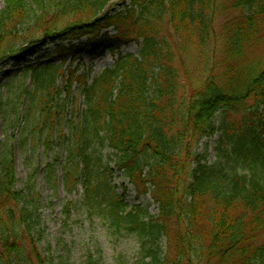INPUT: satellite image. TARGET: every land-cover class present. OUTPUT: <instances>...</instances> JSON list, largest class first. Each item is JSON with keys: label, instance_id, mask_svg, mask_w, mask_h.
Listing matches in <instances>:
<instances>
[{"label": "trees", "instance_id": "trees-1", "mask_svg": "<svg viewBox=\"0 0 264 264\" xmlns=\"http://www.w3.org/2000/svg\"><path fill=\"white\" fill-rule=\"evenodd\" d=\"M111 1L4 0L0 12V61L8 53L14 63L16 32L29 21L34 26L22 43L37 50L42 38L75 34L101 19L115 34L94 50L112 41L119 49L132 37L140 45L91 83L76 71L71 84L66 80L64 88L81 79L86 102L69 136L60 137L61 146L69 140L66 192L83 178L85 203L113 230L137 237L145 264H264V0H131L104 11ZM86 47L59 50L60 58ZM55 65L53 72L50 65L24 67L0 94L7 130L17 129L25 142L44 132L48 148L54 132H63L69 103L59 98ZM22 77L31 78V88L18 82ZM217 134L213 159L208 142L195 150ZM96 143L112 149L110 161L140 196H151L156 214L117 192L105 158L90 151ZM59 152L46 169L54 188ZM16 185L12 153L0 151V264H52L32 235L41 224L40 196L30 185L27 200ZM100 262L88 254L84 264Z\"/></svg>", "mask_w": 264, "mask_h": 264}, {"label": "rangeland", "instance_id": "rangeland-1", "mask_svg": "<svg viewBox=\"0 0 264 264\" xmlns=\"http://www.w3.org/2000/svg\"><path fill=\"white\" fill-rule=\"evenodd\" d=\"M130 1L113 0L104 11L119 9ZM4 8L5 2L0 0V12ZM101 16L102 13L97 18ZM97 18H90L89 22H95ZM101 20L93 27L80 29L75 34L68 35V33H64L42 38L39 41L41 45L38 50L36 49V43H22L23 36L28 34L34 26V23L29 21L16 32L14 63H10L11 58L7 57L8 53H5L0 61V94L3 92L4 84L24 67L28 65L38 67L50 65L49 71L53 72L56 69L55 64H58L59 69L56 80L61 90L59 98L67 103L69 101L68 107L65 109L66 123L63 132L59 129L54 132L50 148L44 144V132L36 131L33 140L25 142L20 137L17 129L7 130L5 120L0 113V151L8 150L12 153L17 177V189L24 191L27 200H29L28 187L32 185L40 196L41 224L32 232V235L39 253L50 260L52 264H84L88 254H92L95 260L100 259L102 264H114L118 258L124 259L128 264H145L140 258L137 237L124 231L113 230L108 221L97 212H93L85 203L83 178H81V182L72 194L67 193L64 188L62 165L65 163L69 140L65 138L61 146L60 137L63 134L66 137L69 136L71 120L74 119L75 112L86 109L84 95L80 93L77 87V83L81 79L77 80L72 86L67 85L64 88V85L67 84L66 80H69L71 84L74 81L71 74L76 71V76L86 74L87 80L91 83L92 79L101 74L104 69L112 67L120 54L138 53L140 48L139 43L132 37V39L124 42L119 49L115 47V42L112 41L105 47L94 50L93 44L101 40L106 33L109 35L115 34L114 27L107 25L105 22L102 23ZM81 26L78 25L73 30L81 28ZM90 34L94 39L93 43L89 39L91 38L89 37ZM82 44L87 45L82 52L77 51L67 58L66 62L60 58L59 50L72 49V47L77 49ZM19 80L18 82H21L24 87L31 88L30 77H22ZM10 97H13L12 94H10ZM30 121L31 119H26L25 122H22L29 126ZM218 136L219 134L211 139H202L195 150L201 152L208 142L210 144V158L213 159L212 145ZM59 151L61 152V159L57 165V186L54 188V181L48 182L47 180L46 169L47 164L55 160ZM90 151H96L97 154L105 158L106 163L111 168L108 172V179L128 204L140 208L149 207L151 214L157 213V205L153 203L151 196L149 194L140 196L135 187L118 170L114 162L110 161V154L113 152L110 147L96 143L91 146ZM30 194L32 195V193ZM67 202H71L70 215H65L63 212L64 205ZM162 246L165 250V238L162 239Z\"/></svg>", "mask_w": 264, "mask_h": 264}]
</instances>
